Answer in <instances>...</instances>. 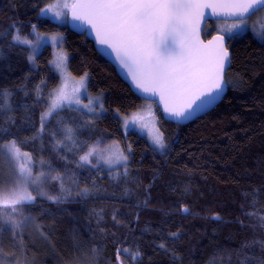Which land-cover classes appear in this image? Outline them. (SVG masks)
<instances>
[{"label": "trees", "instance_id": "16d2710c", "mask_svg": "<svg viewBox=\"0 0 264 264\" xmlns=\"http://www.w3.org/2000/svg\"><path fill=\"white\" fill-rule=\"evenodd\" d=\"M49 3L56 0H0V140L8 144L14 139L21 152L31 155L33 171L47 177L41 178L39 190L67 195L60 180L51 178L59 176L72 194L57 203L31 190L36 200L22 213L33 223L15 238L5 225L0 251L4 264H84L91 261L93 248L101 250L97 264L108 258L115 264L117 247L130 250L121 254L124 264H131L137 249L143 254L137 264L264 260V39L251 33L228 38V92L207 114L180 125L165 120L152 102L166 144L159 152L146 137L122 131L120 116L147 101L133 93L85 34L40 15ZM32 25L41 34H61L69 71L75 76L87 72L89 92L104 96L106 113L100 119L87 121L79 111L65 109L40 132L48 93L60 79L50 64V45L33 62L32 48L13 41L16 29L35 40ZM216 25L208 22L203 37L217 33ZM67 125L79 139L71 152L57 144ZM98 140L120 143L128 155L126 172L81 164L80 156ZM16 177L13 160L0 149V187L14 186ZM85 188L87 195H77ZM185 207L188 213L182 211Z\"/></svg>", "mask_w": 264, "mask_h": 264}, {"label": "snow or ice", "instance_id": "6c2138e0", "mask_svg": "<svg viewBox=\"0 0 264 264\" xmlns=\"http://www.w3.org/2000/svg\"><path fill=\"white\" fill-rule=\"evenodd\" d=\"M258 13H264V0H56V3H49L40 9L42 16L51 15L62 22L70 21L74 28L86 29L94 34L97 43L104 46L103 50H111L110 54H114L115 60L127 71L135 87L146 96L158 97L162 112L177 120L187 118L196 108L212 103L230 83L225 79V70L230 64L229 50L225 45L226 34L235 39L246 30H251L264 39V23H250ZM210 17H216L215 23L221 27L212 39L205 42L200 38L201 25L206 26L207 18ZM32 28L35 40L22 37L16 29L13 41L32 48L33 54L29 60L33 62L40 47L50 43L57 49L50 64L61 78V85L48 93V108L41 115L40 132L44 131L49 117L54 113L59 115L65 109L79 111L87 120L98 118L94 100L100 98L88 96V103H82L81 96L87 93L88 73L85 72L77 80L68 71V55L63 50V37L59 34L46 36L37 31L35 25ZM69 81H72L70 89ZM36 94L38 97L42 94L40 86H37ZM98 107L104 110L102 102ZM142 119L138 113H134L132 121L125 119L123 127L129 130L130 123L134 126ZM141 127L147 129L148 124L142 123ZM64 135L67 141L75 144L72 128H65ZM149 135L157 148L162 150L166 147L164 132L155 125L149 129ZM111 147L115 150L105 156L97 145L89 146L80 156L81 164L99 171V163H93V157H97L112 169L122 165L126 172L128 155L119 145ZM0 149L16 162L21 177L32 178V157L21 152L16 140H10L8 144L0 140ZM127 151L131 153V145L127 146ZM41 178L47 179L43 172L30 182L42 184ZM51 178L60 180L61 190L67 195H48L39 189L37 194L46 195L47 199L57 203L65 202L71 196L72 189L65 188L62 177ZM87 194V188L77 190V195ZM35 200L36 196L25 184L0 187V251L5 225L15 238L22 236V229L33 223V218L24 216L22 209L32 205ZM182 211L188 213L189 210L185 207ZM113 219H116L115 215ZM261 223H264V219ZM19 247L23 248V244ZM159 247L168 250L164 243ZM260 247L264 249V243ZM129 252L128 248L117 247L115 264H124L121 254ZM100 254L101 250L93 248L91 261H85L84 264H97ZM142 259L143 254L139 249L131 254V264H137ZM0 264H4L3 257H0ZM13 264H19V261L14 260ZM105 264L113 262L108 258ZM209 264L212 262L209 261ZM257 264H264V260L257 261Z\"/></svg>", "mask_w": 264, "mask_h": 264}, {"label": "rangeland", "instance_id": "374dc122", "mask_svg": "<svg viewBox=\"0 0 264 264\" xmlns=\"http://www.w3.org/2000/svg\"><path fill=\"white\" fill-rule=\"evenodd\" d=\"M49 17H50L52 20H54V21L61 22V23H65V22H62V21H60V20L55 19V18L52 17L51 15H49ZM250 23H256L257 25H259L260 23H264V13H258L257 16L253 17V20L250 21ZM216 27H217V29H218L219 27H221V25H218V24H217ZM245 33H251L253 36H255V37H256L257 39H259L260 41L263 40V39H261L259 36L255 35L251 30H246V31L243 32L242 34H245ZM53 34H59V33H46V34H44V35H46V36H51V35H53ZM59 35H61V34H59ZM226 38H227V39L229 38L227 34H226ZM46 45H50V46H51L50 43H46V44L42 45V46L40 47L39 51L36 52V54H38V53L42 50V48H43L44 46H46ZM51 47H52V46H51ZM63 50H64V52L67 53V51H66L64 48H63ZM56 51H57V49H54V48L52 47V59H51V61L54 59V53H55ZM32 54H33V50H32ZM67 55H68V53H67ZM68 60H69V56H68ZM51 66L54 68L53 65H51ZM68 71H69V66H68ZM69 72H70V71H69ZM56 73H57V72H56ZM70 73H71V72H70ZM57 74H58V73H57ZM71 74H72V73H71ZM58 76H59V74H58ZM72 76L75 77V78L78 80V79L80 78V76H82V75H80V76H75V75L72 74ZM59 79H60V82H59L58 87L61 85V78H60V76H59ZM88 84H89V76H88V80H87V93H86V94H83V95L81 96V100H82V103L86 104V103H88V96H91V97H93V98H96V97H99V98H100L98 101H95V100H94V104H96V106H97V116H98V118H95V119H92V120H87V118L85 117V119H84V118H83V119H84V120H87V121H93V122H94V121L100 119V118L106 113V109H105V105H104V96H103L102 93H96V94L90 93V92H89V88H88ZM71 87H72V81H69V89H70ZM101 102H102L103 105H104V110H103V111H101V110L99 109V107H98V104L101 103ZM143 104H144V105H142V107H141L140 109H138V110L132 112L131 114H129V115H127V116H120V119H121V121H122V131H123L124 134L128 133L129 131H135V132H137L138 134H140V135L146 137V139L148 140L149 144H150L154 149H156V150L159 151V152H164L165 148L162 149V150L159 149V148H157V147L151 142V138H150V135H149V129H151V128L153 127V125H155V127L158 128V124H157V119H158V118H157V113H156L155 106H154V104H153L152 102H148V101L145 102V103H143ZM74 107L77 108V109L80 108L79 105H74ZM47 108H48V106H47ZM47 108L45 109L44 112L47 111ZM84 111H86V110H84ZM44 112H43V113H44ZM43 113H42V114H43ZM134 113H138L141 117H143V119L140 120V121H137V123H136L134 126H132L131 123H130V128H129V130H125L124 127H123V124H124L125 119H127L129 122H131ZM42 114H41V115H42ZM54 114H55V113H54ZM54 114H53V115H54ZM52 117H53V116H52ZM52 117H49V118L47 119V121L45 122V125H46L48 122H50V120H51ZM40 118H41V117H40ZM142 123H146V124H148V128H147V129H146V128H142V127H141V124H142ZM66 128H72V129H73V131H74V140H75V144L73 145L72 142L67 141L65 135H64V138H61V140H58V141H60V143H59V144L57 143V144L59 145V147L65 148V149H67L68 151L71 152V151H74L75 148H78V147H79V145H78V141H79V139L77 138V135H76V132H75L76 130H75L74 127H72V126H70V125H67ZM92 145H97L98 149L101 150V151L103 152V155H105V156H107V155L109 154V152L115 150L113 147H111V146H113V145H119L120 149H123V148L121 147L120 143H118V142H116V141L107 142V141H101V140H98V141H96V142H95L94 144H92ZM92 145H91V146H92ZM126 155H127V154H126ZM93 159H95V161H96L97 163H99V165L103 166L104 169L107 170V171H112V170L117 171L118 169H123V166H122V165H117L115 169H112V168H110L107 164H105L103 160H99L97 157H93ZM13 167H14V169L17 171V177H16V178H17V183H19V184H25V185L28 187V190H29V191H31L32 189H34V192H35V191L37 192V190L40 189V184L37 185V184H32V183L30 182L31 179H33V178H35V177H37V176L40 175V172H38V173L36 174V173L33 171V166H32V178L21 177V176L19 175L18 165L16 164V162H15L14 160H13ZM32 194H33V193H32Z\"/></svg>", "mask_w": 264, "mask_h": 264}, {"label": "water", "instance_id": "95a60500", "mask_svg": "<svg viewBox=\"0 0 264 264\" xmlns=\"http://www.w3.org/2000/svg\"><path fill=\"white\" fill-rule=\"evenodd\" d=\"M208 22L210 21H216V17H210L207 18ZM68 27L78 33V34H85L86 37L93 42L94 44V48L95 50L98 52V54H100L107 62H109L116 70L117 74L120 76V78L130 87V89L133 91L134 94H136L137 96H139L142 100L145 101H149V102H154L156 103L157 108L159 109V111L161 112L163 118L169 122H173L176 124H180V125H185L188 124L194 120H196L197 118L207 114L208 112H210L213 108H215L225 97V95L228 92V86L226 84L225 86V90L219 94L218 98L215 99L212 103L208 104L207 106L203 107V108H196L195 111H193L191 114H189L187 116V118L184 119H175L173 117L170 116H166L163 112H162V105L159 104L158 101V97H151V96H146L144 93H142L139 89H137L135 87V84L132 82L130 76L127 74V71L125 69H123L119 63L115 60L114 58V54H110L111 50L107 49V50H103L104 46H101L97 43L96 39H95V35L92 33H89L86 29H76L72 26V22L67 21ZM205 25H201V31H200V38L202 40H204L203 38V33L205 31ZM216 35V34H215ZM213 35V36H215ZM212 36V37H213ZM212 37L210 39H212ZM208 39V40H210ZM208 40H204L205 42H207ZM225 45L226 47H228V39L226 38L225 40ZM229 50V49H228ZM229 54H230V64L226 67L225 70V79H226V72L227 70L230 68L231 65V52L229 50Z\"/></svg>", "mask_w": 264, "mask_h": 264}, {"label": "flooded vegetation", "instance_id": "af4514ba", "mask_svg": "<svg viewBox=\"0 0 264 264\" xmlns=\"http://www.w3.org/2000/svg\"><path fill=\"white\" fill-rule=\"evenodd\" d=\"M215 34H217V33H211L209 38H204V37L203 38H204V40H208V39H210Z\"/></svg>", "mask_w": 264, "mask_h": 264}]
</instances>
